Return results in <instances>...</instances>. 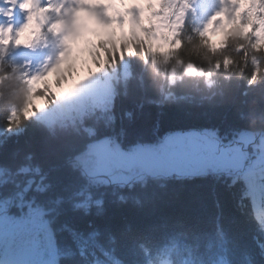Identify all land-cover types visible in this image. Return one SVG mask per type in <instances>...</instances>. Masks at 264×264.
I'll use <instances>...</instances> for the list:
<instances>
[{"label":"trees","instance_id":"obj_1","mask_svg":"<svg viewBox=\"0 0 264 264\" xmlns=\"http://www.w3.org/2000/svg\"><path fill=\"white\" fill-rule=\"evenodd\" d=\"M123 19L111 35L89 39L90 73L59 82L56 95L18 82L0 56V213L9 210L5 227L17 235L0 264L21 253L34 264H156L168 253L206 264L217 250L233 264H264L249 208L264 205V179L209 175L121 189L76 165L106 138L123 151L177 131L231 140L264 120V41L255 28L224 30L222 47L201 34L168 50L152 39V15L138 14L137 28L147 30L127 34ZM37 97L42 109L27 114ZM172 239L188 244H166Z\"/></svg>","mask_w":264,"mask_h":264},{"label":"rangeland","instance_id":"obj_2","mask_svg":"<svg viewBox=\"0 0 264 264\" xmlns=\"http://www.w3.org/2000/svg\"><path fill=\"white\" fill-rule=\"evenodd\" d=\"M93 4V0H76V5L73 9L66 10L61 8L62 11L60 12V15L63 17V21L61 22L62 26L65 28L72 24L77 29L78 13L86 11L89 6L90 8H93V6H91ZM72 33H76V31L74 30ZM27 58L30 59L31 57ZM59 71L61 72V70ZM67 71L68 68L63 69L61 74H59L53 81L52 77L48 74L49 78L47 79V87L44 89L45 95H53L56 89H60L59 82L64 80ZM240 142L243 144H234L232 142L224 143L219 141L217 136L209 131L189 130L180 137L175 136L172 140L165 141V146L162 147L161 151H158V149L154 151V148L150 149L146 147L143 148L142 151H139L138 154H136V151H133L128 155L125 153L123 154L115 148L117 144L112 140L110 145H107V142L97 143L90 147L87 158L83 162L85 165H90L92 161L91 159H93L94 170L120 172L127 176V174L133 175L134 172L139 170V168L144 167L147 169L151 166L150 164H158L159 167H167L170 165V162H173L174 164L179 162V167L182 168V171L200 172L210 169H220V165L223 163H239L237 166L241 168L244 165V160H242V158L245 159L246 154L248 156V153L245 152L246 146H248L247 152L253 153V150L257 149V152H259L257 156H263L264 150L260 147H256L253 136L246 134L241 138ZM232 149H234L232 156H229L228 153ZM165 151H169L170 155L174 157H171L168 160H161L165 155ZM83 162L81 161L82 166H84ZM84 167L88 172L91 169V167ZM263 171L264 165L256 171H251L248 174L259 175ZM261 206L264 207V205L254 203H252L251 206L249 205L253 218L254 211L259 213L258 209L261 208ZM215 242H218V239H215Z\"/></svg>","mask_w":264,"mask_h":264},{"label":"clouds","instance_id":"obj_3","mask_svg":"<svg viewBox=\"0 0 264 264\" xmlns=\"http://www.w3.org/2000/svg\"><path fill=\"white\" fill-rule=\"evenodd\" d=\"M250 127L254 130V134L264 141V120H261L259 125L257 124V121L253 120Z\"/></svg>","mask_w":264,"mask_h":264}]
</instances>
